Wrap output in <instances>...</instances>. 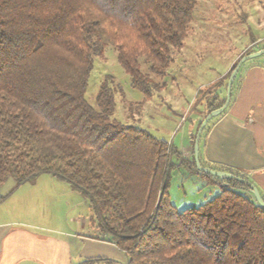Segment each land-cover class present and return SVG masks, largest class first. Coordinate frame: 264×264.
<instances>
[{"label":"trees","instance_id":"trees-1","mask_svg":"<svg viewBox=\"0 0 264 264\" xmlns=\"http://www.w3.org/2000/svg\"><path fill=\"white\" fill-rule=\"evenodd\" d=\"M195 6L196 0H0V185L40 174L69 184L89 200L91 226L126 255V264H264V209L247 184L198 172L193 157H181L171 143L111 120V78L98 90L96 109L84 98L92 59L108 46L132 89L146 99L160 91L164 84L155 79L167 75ZM226 85L222 97L205 101L204 118L224 104ZM173 159L216 181L219 193L178 212L168 197Z\"/></svg>","mask_w":264,"mask_h":264},{"label":"rangeland","instance_id":"rangeland-1","mask_svg":"<svg viewBox=\"0 0 264 264\" xmlns=\"http://www.w3.org/2000/svg\"><path fill=\"white\" fill-rule=\"evenodd\" d=\"M258 51H264V0H196L187 37L179 50H172L167 75L163 80L154 78L164 84L160 91L146 99L132 89L129 76L117 63L114 48L108 46L100 58L92 59L84 98L96 109L98 90L105 78H111L112 84L107 81L109 88L116 90L111 120L142 129L178 148L183 145L190 152L198 123L204 116L201 101L205 104L219 89L222 97L232 67L244 55ZM252 60L264 61V55ZM142 70L146 71L144 65ZM214 118L207 123L202 138ZM172 161L175 167L170 173L168 197L178 212L198 207L219 193L216 181L211 183L190 174ZM199 162L201 167L207 166ZM0 199V212H10L14 220L56 224L72 234L98 236L90 225L89 200L52 174H40L20 185L7 178L0 185ZM87 246L86 252L97 255L94 260L98 264H103V260L111 264L127 263L126 255L115 247Z\"/></svg>","mask_w":264,"mask_h":264},{"label":"crops","instance_id":"crops-1","mask_svg":"<svg viewBox=\"0 0 264 264\" xmlns=\"http://www.w3.org/2000/svg\"><path fill=\"white\" fill-rule=\"evenodd\" d=\"M241 67L228 106L211 120L203 138V132L201 134L199 161L207 165L203 168H225L243 175L264 200V61L253 62L251 59ZM198 94L199 91L195 99ZM216 94L221 96L220 89ZM201 103L205 115L204 100ZM175 147L181 157L190 159L193 144L190 152L183 145ZM87 245H97L98 249L100 245L112 247L110 249L115 247L103 236L72 234L60 225L17 221L10 212H0V264H81L95 261L97 255L88 254Z\"/></svg>","mask_w":264,"mask_h":264},{"label":"water","instance_id":"water-1","mask_svg":"<svg viewBox=\"0 0 264 264\" xmlns=\"http://www.w3.org/2000/svg\"><path fill=\"white\" fill-rule=\"evenodd\" d=\"M261 55H264V51H258V52H255L253 54L243 56L235 64L234 69L231 72V74L229 75L228 80H227L224 104L220 108L208 113L205 116V118L202 120V122L200 123V125L197 129L196 135H195L192 155H193V161L195 164V168L198 172H201V173H204V174L216 177V178H220V179H228V180L233 179V180H236L242 184H247L255 202L257 203V205L264 209V200L261 198L258 190L253 185H251L249 182H247L245 179L237 178L234 175L227 173V172L214 171V170H211L209 168H203V167H201L200 162H199V140H200V137H201V134H202L204 128L206 127L207 123L210 121L211 118L222 114L223 111L225 110V108L228 106L230 99H231L232 85H233L234 79H235L237 72H238L239 68L241 67V65L244 62L251 60L253 58H256L258 56H261Z\"/></svg>","mask_w":264,"mask_h":264},{"label":"built area","instance_id":"built-area-1","mask_svg":"<svg viewBox=\"0 0 264 264\" xmlns=\"http://www.w3.org/2000/svg\"><path fill=\"white\" fill-rule=\"evenodd\" d=\"M184 118H185V117H182V119H181V121H182V122H184V121H185V119H184Z\"/></svg>","mask_w":264,"mask_h":264}]
</instances>
